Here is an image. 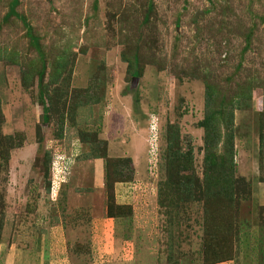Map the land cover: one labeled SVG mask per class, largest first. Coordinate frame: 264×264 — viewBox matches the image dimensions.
Instances as JSON below:
<instances>
[{"label": "rangeland", "instance_id": "374dc122", "mask_svg": "<svg viewBox=\"0 0 264 264\" xmlns=\"http://www.w3.org/2000/svg\"><path fill=\"white\" fill-rule=\"evenodd\" d=\"M11 2L0 0V264H205L204 202L168 182L166 153L178 134L202 178L209 79L230 94L253 85L234 116L247 194L217 226L230 258L211 264H264V0H19L46 54L47 122L39 55L22 20L4 19ZM98 155L104 181L107 160H132L113 199L93 186Z\"/></svg>", "mask_w": 264, "mask_h": 264}, {"label": "trees", "instance_id": "16d2710c", "mask_svg": "<svg viewBox=\"0 0 264 264\" xmlns=\"http://www.w3.org/2000/svg\"><path fill=\"white\" fill-rule=\"evenodd\" d=\"M19 0H12L9 12L4 19L8 20L12 16L21 19L27 28V33L30 38L31 45L37 50L41 66L37 71L40 86V99L44 105V121H49L48 111L49 106L45 102L47 88L44 84V76L47 68L46 54L41 45L40 37L33 33L32 26L28 23L25 16L17 12L16 7ZM149 8H152V2H149ZM249 47L247 44L243 51ZM140 55L134 53L131 58L128 57L129 67H133L138 62ZM241 66V63L238 67ZM138 74V70L132 72ZM208 78V77H207ZM28 79V76L25 77ZM238 85L233 94L228 91H221L217 84L207 80L206 84V110L201 126L204 129V169L203 176L200 178L194 171V147L189 143L184 151L180 145L179 135L169 137V144L166 153V163L169 171L168 182L177 184L180 187L181 198L190 200H200L204 202L206 236L204 247V262L211 264L218 261L226 260L229 257V251L223 242L218 241L216 236L219 235L217 226L224 228L222 222L225 217V212L228 208H232L235 203H239L238 199L242 194H247L244 177L236 175L235 163V109L240 104V97L253 99V85L249 84ZM261 122L263 123L264 112L261 113ZM262 151L264 150V131L260 134ZM7 142L12 147H19L24 136L22 133H17L15 136L9 135L6 137ZM7 157L9 158V149L5 148ZM3 149L2 151H4ZM95 158L106 157L103 155L95 156ZM131 158H115L107 160L105 165V188L111 192L112 199L115 198L116 184L132 181L131 175ZM111 166V171L108 168ZM188 172V175H187ZM186 173V175H182ZM243 195V196H244ZM1 198V196H0ZM121 205L118 206V208ZM125 213L118 211L111 217L123 216ZM216 221L213 223L212 220ZM4 224L3 211L0 212V234Z\"/></svg>", "mask_w": 264, "mask_h": 264}, {"label": "crops", "instance_id": "0c3cea01", "mask_svg": "<svg viewBox=\"0 0 264 264\" xmlns=\"http://www.w3.org/2000/svg\"><path fill=\"white\" fill-rule=\"evenodd\" d=\"M101 158H96L94 159L95 166H96V172H97V181L93 185L95 188L97 187H104L105 186V181H104V166H103V161H100ZM98 184V185H97ZM122 183H117L116 186L120 185Z\"/></svg>", "mask_w": 264, "mask_h": 264}]
</instances>
